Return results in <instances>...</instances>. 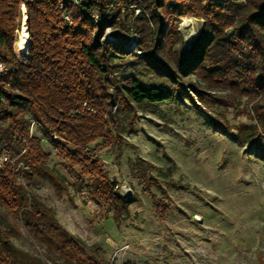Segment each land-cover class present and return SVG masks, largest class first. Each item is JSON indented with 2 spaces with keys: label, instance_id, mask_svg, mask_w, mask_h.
<instances>
[{
  "label": "rangeland",
  "instance_id": "obj_1",
  "mask_svg": "<svg viewBox=\"0 0 264 264\" xmlns=\"http://www.w3.org/2000/svg\"><path fill=\"white\" fill-rule=\"evenodd\" d=\"M202 23L179 19L182 55ZM101 40L123 57L111 85L132 77L144 87L170 89L136 64L141 52L134 33L108 27ZM244 79L250 86V77ZM201 85L200 95L186 89L177 98L170 89L167 101L128 110H119L114 96L105 136L87 147L99 166L94 177L82 175L54 142L41 140L48 154L43 172L30 185L16 177L25 204L15 215L2 212L12 245L31 264H70L24 226L22 212L34 198L83 245L82 260L74 264H264V92L241 97ZM37 127L30 123V137H42ZM115 209H123V217H115Z\"/></svg>",
  "mask_w": 264,
  "mask_h": 264
},
{
  "label": "trees",
  "instance_id": "obj_2",
  "mask_svg": "<svg viewBox=\"0 0 264 264\" xmlns=\"http://www.w3.org/2000/svg\"><path fill=\"white\" fill-rule=\"evenodd\" d=\"M19 5V0H0V56L9 69L0 87V146L5 144L11 157L25 164L27 185L43 172L48 157L41 140L54 142L82 175L98 174V162L87 147L105 136L114 96L121 100L119 110H128L133 104L163 103L172 96L170 89L177 98L181 91L200 95L201 84L208 91L236 90L241 97L264 92V0H81L79 7L66 0H37L26 4L30 45L22 61L13 52ZM184 17L203 23L182 55L176 45L178 21ZM108 27L137 36L141 54L136 64L169 91L144 87L132 77L120 86L111 85L109 76L123 57L119 47L101 40ZM244 77H250V86ZM31 122L41 129V138L29 136ZM16 177L11 167H0V264H31L2 225L3 210L15 215L25 204ZM114 212L115 217L124 215L123 209ZM22 214L35 240L52 245L70 264L82 260L83 245L57 225L50 209L33 198ZM156 214L165 219L164 213ZM89 264L107 263L99 259Z\"/></svg>",
  "mask_w": 264,
  "mask_h": 264
},
{
  "label": "built area",
  "instance_id": "obj_3",
  "mask_svg": "<svg viewBox=\"0 0 264 264\" xmlns=\"http://www.w3.org/2000/svg\"><path fill=\"white\" fill-rule=\"evenodd\" d=\"M19 1H20V5H19L18 29L15 30V42L13 44V52L15 56L20 61H22L27 56L28 48L30 45V39L28 36V42L26 44L25 51L22 54H19L16 51V48H15L16 39L18 38V34L22 31L23 27L26 28L27 35H28V30L26 26V18H27L26 4L28 3L32 4L37 0H19ZM66 1H68L75 7H79V4L81 2V0H66ZM58 9L59 10L63 9L62 3L58 4ZM63 18L66 22H70V17L68 15H64ZM8 72H9V69L2 62L1 56H0V87L5 83ZM3 166L11 167L12 171L16 174L17 178H19V180L21 181L24 178L25 171H27V167L25 166V164L22 161H20L18 157H15V158L11 157L9 151L5 147L0 148V167H3Z\"/></svg>",
  "mask_w": 264,
  "mask_h": 264
},
{
  "label": "bare ground",
  "instance_id": "obj_4",
  "mask_svg": "<svg viewBox=\"0 0 264 264\" xmlns=\"http://www.w3.org/2000/svg\"><path fill=\"white\" fill-rule=\"evenodd\" d=\"M27 42H28L27 31H26V28L23 27L22 31L18 34V38L16 39L15 48H16L17 53L22 54L25 51Z\"/></svg>",
  "mask_w": 264,
  "mask_h": 264
}]
</instances>
